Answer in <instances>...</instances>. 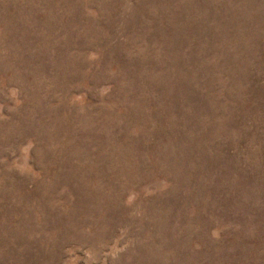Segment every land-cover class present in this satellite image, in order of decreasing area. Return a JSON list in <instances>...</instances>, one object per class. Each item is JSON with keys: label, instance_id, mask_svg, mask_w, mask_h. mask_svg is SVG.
Returning <instances> with one entry per match:
<instances>
[{"label": "rangeland", "instance_id": "1", "mask_svg": "<svg viewBox=\"0 0 264 264\" xmlns=\"http://www.w3.org/2000/svg\"><path fill=\"white\" fill-rule=\"evenodd\" d=\"M0 264H264V0H0Z\"/></svg>", "mask_w": 264, "mask_h": 264}]
</instances>
